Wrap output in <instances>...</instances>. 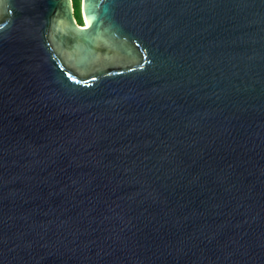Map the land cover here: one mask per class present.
Returning <instances> with one entry per match:
<instances>
[{"label": "water", "instance_id": "obj_1", "mask_svg": "<svg viewBox=\"0 0 264 264\" xmlns=\"http://www.w3.org/2000/svg\"><path fill=\"white\" fill-rule=\"evenodd\" d=\"M0 0V264H264V0Z\"/></svg>", "mask_w": 264, "mask_h": 264}, {"label": "flooded vegetation", "instance_id": "obj_2", "mask_svg": "<svg viewBox=\"0 0 264 264\" xmlns=\"http://www.w3.org/2000/svg\"><path fill=\"white\" fill-rule=\"evenodd\" d=\"M72 4H73V2H72ZM77 9H78V11H79V15H80V18H81V19H78L77 15H76V10H77ZM73 10H74V16H75L76 21H77L79 24H83L84 21H83L82 12H81V0H80V2L78 3V8H76V5L74 6V4H73Z\"/></svg>", "mask_w": 264, "mask_h": 264}, {"label": "trees", "instance_id": "obj_3", "mask_svg": "<svg viewBox=\"0 0 264 264\" xmlns=\"http://www.w3.org/2000/svg\"><path fill=\"white\" fill-rule=\"evenodd\" d=\"M72 2L74 4V6L76 5V8H78V3L80 2V0H72ZM76 15H77L78 19H81L78 9L76 10ZM81 25H83V24H81Z\"/></svg>", "mask_w": 264, "mask_h": 264}]
</instances>
